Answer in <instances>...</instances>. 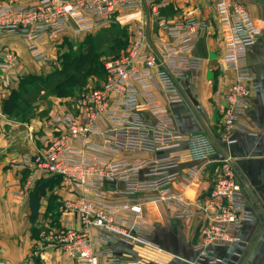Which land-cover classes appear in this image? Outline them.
<instances>
[{"label":"built area","instance_id":"2783aa9c","mask_svg":"<svg viewBox=\"0 0 264 264\" xmlns=\"http://www.w3.org/2000/svg\"><path fill=\"white\" fill-rule=\"evenodd\" d=\"M175 1L4 3L0 4V40L6 34L18 35L29 43L33 60L46 63L50 56L40 45L48 39L57 40L68 30L80 37L98 28L125 25L137 14L141 19L157 20ZM210 3L224 35L222 66L236 73L235 84L225 96L221 135L179 134L169 108L157 96L162 92L186 100V73L202 66L192 52L207 31L205 23L193 17L162 21L163 38L149 49L143 48L145 34L138 32L126 56L105 62L106 78L101 85L76 96L78 116L51 117L47 148L13 162L15 168L61 178L71 193L82 192L64 205V212L74 214L73 219L41 234L40 252L51 247L74 258L76 264H165L170 257L152 241L142 216L143 206L156 202L165 204L179 219L208 216L197 246L198 263L216 264V248L240 243L242 228L254 216L226 148L237 142L236 133L243 132L239 117L258 89L248 52L261 40L263 31L239 0ZM17 62L14 51L0 56L6 84ZM218 154L222 155L219 165L230 167L216 181L210 204L201 206L186 191L200 175L197 166L214 162ZM119 244L131 251L116 255L111 248Z\"/></svg>","mask_w":264,"mask_h":264},{"label":"crops","instance_id":"0c3cea01","mask_svg":"<svg viewBox=\"0 0 264 264\" xmlns=\"http://www.w3.org/2000/svg\"><path fill=\"white\" fill-rule=\"evenodd\" d=\"M38 1L0 0V4L29 6ZM239 2L261 27L263 36L248 52L258 89L252 93L247 110L239 117L243 132L236 133L237 142L226 149L245 187L244 194L254 218L242 228L240 243L216 248L215 257L216 264H264V0ZM186 17L201 20L207 27L192 52L202 66L186 73L183 84L186 100L170 98L162 92L157 96L169 108L179 134L208 132L218 138L223 128L225 96L235 84L236 73L222 66L224 35L210 0H177L163 10L159 19L173 23ZM146 19L143 20L148 21ZM159 19L150 20L155 23ZM70 37H76L72 30L40 46L49 55L57 52L56 42ZM28 46L26 40L14 34H6L0 40V56L5 51H14L18 56V62L9 72L12 76L9 84L5 83L4 73L0 71V261L7 264H76L74 258L51 247L40 252L37 234L61 228L72 220L74 214L64 212V205L76 200L81 190L71 193L61 178L13 166V162L23 156H33L47 148L52 135L48 125L51 117L79 114L75 105L77 95H57L43 85L39 91L29 85L25 86L27 91L23 89L22 81L31 76L52 78L53 66L49 62L36 63ZM12 101L16 104L7 111ZM182 149H185L184 144ZM221 158L218 154L214 162L196 165L200 175L186 191L189 199L200 202L201 206L210 204L212 183L220 169L218 160ZM142 216L152 241L170 257L165 264H209L208 261L197 262L200 258L197 246L208 216L196 214L192 218L179 219L161 202L145 204ZM111 249L116 255L131 251L123 244Z\"/></svg>","mask_w":264,"mask_h":264},{"label":"rangeland","instance_id":"374dc122","mask_svg":"<svg viewBox=\"0 0 264 264\" xmlns=\"http://www.w3.org/2000/svg\"><path fill=\"white\" fill-rule=\"evenodd\" d=\"M133 17L131 21L120 27L98 28L79 38H61L58 43L56 42L55 46L57 47V52L49 54L51 60L49 63L53 66V69L50 71L52 72L51 82L54 85L53 87H55L56 84L54 83V78L60 74L65 76V78L69 77L68 86L63 89V92L67 93L68 96L71 95L74 97L80 91L97 86L100 80L99 78L103 75L102 72H104L105 62L126 56L135 45L138 39L137 34L140 31L145 34L143 48L149 49L150 46L157 45L159 39H162L164 35V29L161 27V22L164 21V19H159L157 22L153 23L152 20L145 21L141 19L140 14ZM167 21L165 20L164 22L168 23ZM117 41L118 43L116 45ZM47 42L49 43V40L46 41V43ZM94 68H96V70ZM231 164V168L241 182L235 170V166L232 163V159ZM219 167L220 169L217 172L218 174H215L216 177L212 183L211 191H213L214 185L221 176V173L230 166L225 168V166L222 167L219 165ZM243 189L245 191L244 186ZM43 232L46 231L42 230L39 233V238Z\"/></svg>","mask_w":264,"mask_h":264},{"label":"trees","instance_id":"16d2710c","mask_svg":"<svg viewBox=\"0 0 264 264\" xmlns=\"http://www.w3.org/2000/svg\"><path fill=\"white\" fill-rule=\"evenodd\" d=\"M121 25H119V24H114V25H112V26H110V27H107V28H115V27H120ZM117 43H118V41L116 42V45H117ZM115 59H117V58H115ZM95 70H96V68H94ZM103 71L104 72H102L103 73V75H101V78H99L100 80L98 81V85L97 86H95V87H99L100 85H101V83L105 80V78H106V72H105V68L103 69ZM62 74H63V72H62ZM68 78L69 77H66L65 78V76H62L61 74L60 75H58V76H56V78H54V83H56L55 84V87H53L54 85L52 84V82H51V79H44V78H36V77H31V78H26V79H24L23 81H22V85H23V89L25 90V91H27V89L25 88V86H27V85H29V86H33L34 88V90H40V86L41 85H43V87L44 88H46L48 91L50 90V91H52V93H54V94H57V95H64V96H66L67 95V93H65V92H63V89L64 88H66L67 86H68V84L67 83H69V80H68ZM32 84H31V83ZM51 88V89H50ZM90 89V88H89ZM85 90H87V89H85ZM84 91V90H83ZM82 91H80L77 95H79L80 93H81ZM14 97L15 98H17L16 97V94L14 95ZM16 103H15V101H12L10 104H9V106L6 108L7 109V111H11L12 110V108H13V106L15 105ZM59 178V177H58ZM57 179V178H56ZM60 180V179H59ZM57 218V217H56ZM38 234H39V232H38ZM37 234V236H39Z\"/></svg>","mask_w":264,"mask_h":264},{"label":"water","instance_id":"95a60500","mask_svg":"<svg viewBox=\"0 0 264 264\" xmlns=\"http://www.w3.org/2000/svg\"><path fill=\"white\" fill-rule=\"evenodd\" d=\"M108 182H111L110 180H108Z\"/></svg>","mask_w":264,"mask_h":264}]
</instances>
